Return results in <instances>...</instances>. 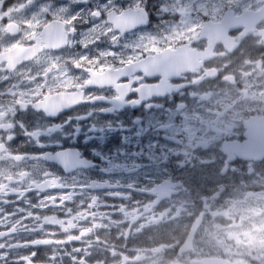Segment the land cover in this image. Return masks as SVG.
Returning <instances> with one entry per match:
<instances>
[{
  "label": "flooded vegetation",
  "instance_id": "af4514ba",
  "mask_svg": "<svg viewBox=\"0 0 264 264\" xmlns=\"http://www.w3.org/2000/svg\"><path fill=\"white\" fill-rule=\"evenodd\" d=\"M30 2L0 0L5 44L26 42ZM46 2L68 4L38 0ZM96 2L105 0L71 9ZM145 8L149 22L137 31L157 33V50L139 67L159 83L141 84L143 103L19 117L41 133L42 146L17 129L13 147L43 153L54 174L117 206L62 220L56 217L64 211L50 208L45 227L54 235L34 234L55 247L62 264H264V0H143ZM24 50L18 43L9 52ZM117 87L121 96L130 90ZM22 159L4 152L0 179H24L31 162ZM17 238L32 236L21 229Z\"/></svg>",
  "mask_w": 264,
  "mask_h": 264
},
{
  "label": "snow or ice",
  "instance_id": "6c2138e0",
  "mask_svg": "<svg viewBox=\"0 0 264 264\" xmlns=\"http://www.w3.org/2000/svg\"><path fill=\"white\" fill-rule=\"evenodd\" d=\"M92 3L68 0L66 5L54 6L31 0L27 7L32 11L24 25L26 42L13 40L5 44L0 39V84L11 81L0 88V148L10 157H22L21 164L31 162L23 168L27 173L24 179L19 173L11 181L0 179V264H62L55 247L44 236L34 234L39 231L54 235L45 227L50 208L62 209L64 217H56L62 220L99 207H117L91 194L87 184L70 183L54 174L45 166L49 158L43 153L31 154L13 147L17 129L37 147L42 146L41 133L28 131L19 120L29 110L48 113L97 102L139 105L144 102L137 91L141 84L159 83L158 76L145 75L139 67L157 50L158 35L137 31L149 22L146 8L141 10L143 0H136L127 10L117 6L118 0H105L102 6L78 12L71 9L73 4ZM159 12L162 21L169 15L164 3ZM18 43L24 52L10 53L9 49ZM36 65L39 67L33 71ZM101 73L109 82H101ZM117 85H130L127 95L121 96ZM110 196L113 200L119 198L113 192ZM21 229L32 238L18 239Z\"/></svg>",
  "mask_w": 264,
  "mask_h": 264
},
{
  "label": "rangeland",
  "instance_id": "374dc122",
  "mask_svg": "<svg viewBox=\"0 0 264 264\" xmlns=\"http://www.w3.org/2000/svg\"><path fill=\"white\" fill-rule=\"evenodd\" d=\"M97 5H103V4H101L100 2H96V4L94 5V6H97Z\"/></svg>",
  "mask_w": 264,
  "mask_h": 264
}]
</instances>
